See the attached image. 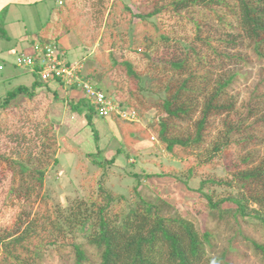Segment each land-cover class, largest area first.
Listing matches in <instances>:
<instances>
[{
  "label": "rangeland",
  "instance_id": "1",
  "mask_svg": "<svg viewBox=\"0 0 264 264\" xmlns=\"http://www.w3.org/2000/svg\"><path fill=\"white\" fill-rule=\"evenodd\" d=\"M1 1L6 3L8 0ZM113 2L115 0H37L33 4L26 2L14 4V0L8 2L10 10V12L8 10V20H10L7 26L8 36L1 38L0 43L7 46L19 35L22 37L13 47L14 51L10 55H6V51L0 52V64L3 67L0 69V231L12 233L13 237L17 234H26L28 237L35 236L40 241L48 242L56 238L55 241L60 244L72 240L86 244L88 238L86 225L77 226L64 222L61 230L55 215L63 218L76 210V205L81 204V214L86 223L94 219L90 214L89 205L95 200L97 185L104 172L105 167L100 164L103 160L109 161L124 143L125 152L129 154L126 162L124 161V164L128 165L127 171L124 173L123 167H120L122 171L119 178L106 180L105 185L109 189L129 196L134 181L129 173L136 171L145 174L140 176L142 183L150 187L152 185L156 191L155 195L170 204L165 208L180 213L199 229L213 231L215 235L213 241L218 255L221 252H230L227 259L231 264H264V253L254 246V243L264 245V230L259 221L246 217L234 222L229 216L219 218L215 212L209 215L207 198L195 191L203 178L232 181L236 171L235 166L238 163L242 164L240 160L246 156L250 158L249 164H256L264 158V123L256 122L258 115L257 118L256 116L246 118L247 121L258 124L253 142L241 143L240 140H235L236 135L232 133L228 137L227 146H223L212 161L199 163L200 159L205 160L201 155L209 154L212 141L204 140L200 144L191 142L181 155L174 156L173 152L167 151L151 132H148L141 141L126 144V135L123 139V135L118 131L120 125L117 126L114 119L101 118L94 112L92 123L98 134L95 142L86 119L87 105L80 101L81 91L79 94L73 86L64 83L57 91H52L49 85L41 83L40 88L36 87L33 91L32 98L25 94L21 95L19 100L9 101L10 104L4 105L7 93L14 90L15 86L23 84L27 88L31 87L35 77L27 69L19 68L14 64L16 56L21 51L30 52L34 38L31 32L37 31L48 21H54L57 18L56 7L59 5L64 10H71L72 18L77 20L79 28L78 35L69 31L59 41L68 51L67 59H80L84 56L88 58L96 52L98 55L104 52L105 59L108 58V53L113 52V55L120 60L130 62L133 76L128 75L126 69H123L125 73L121 74V79L106 73L103 83L100 84L102 89L107 91L105 85L111 86L109 81L113 78L114 83L121 88L123 97L135 95L136 98H140L139 88L150 91L157 90L161 84L163 85L169 78L170 72L164 67L165 62L159 59L170 60L174 55V49L166 50L161 44L151 47L141 44L137 45V49L132 48L130 38L138 28H135V24L139 19H132L131 13H144L147 8L141 4V0H120L116 2L114 8ZM124 2L129 5L130 10L125 8ZM102 7L105 8V13ZM172 23L171 30L165 29L170 36L182 39L193 36L190 24L184 19L175 18L172 19ZM112 27L114 30L110 29ZM113 32L117 33L111 40L110 34ZM236 39L239 50L245 55L246 63L243 68L250 76L247 80L238 82L234 92L240 98L239 103H245L255 88L254 84L264 77V56H257L254 53L249 40L238 37ZM104 64H109V61ZM135 76L137 78H134ZM110 93L113 94L112 90ZM72 98L80 102L76 107L70 108L69 101ZM243 113L246 114V109H243ZM157 115L160 113L151 109L141 118L139 117L137 123L122 122L144 128L146 121L155 120ZM232 117L235 120L240 116ZM45 119L51 121L52 131L56 133L54 147L56 150L53 159L49 156L50 152L42 148L37 135L44 127ZM124 129L128 128L125 126ZM190 129L188 128L187 131ZM175 148L180 149L178 146ZM119 156L122 163L123 153ZM12 158L13 160H10ZM13 161L24 162L29 169L21 173L19 165L13 164ZM191 168L193 176L188 174ZM33 170L44 171V181L41 186L35 182L36 174L33 177ZM153 173L161 175L147 176ZM176 175L188 179V184L175 180ZM24 186L27 188L28 197L23 192L16 191H23ZM229 186L207 185L204 189L207 193L214 190V194H217L232 190L233 188ZM252 205L259 208L256 204ZM85 207L88 209L85 210ZM113 208L123 215L127 205L125 202L115 201ZM259 209L264 212V207ZM78 214L76 211L71 216L77 217ZM16 232L17 234H14ZM55 241L44 245L46 260L43 264H75L70 248L59 251L55 248L58 247ZM10 248L22 255L19 245L13 244ZM84 248L87 259L83 260L82 264H98L99 257L96 250L86 245ZM2 262L5 264L3 260Z\"/></svg>",
  "mask_w": 264,
  "mask_h": 264
},
{
  "label": "trees",
  "instance_id": "2",
  "mask_svg": "<svg viewBox=\"0 0 264 264\" xmlns=\"http://www.w3.org/2000/svg\"><path fill=\"white\" fill-rule=\"evenodd\" d=\"M117 1L120 2L115 0L113 8ZM141 4L147 8L146 12L131 13L132 19H139L135 24V28H138L130 38L131 47L137 49V45L141 44L146 47L161 44L166 50L174 49V55L168 61L159 59L165 62L164 67L170 72L164 86L161 84L157 90L150 91L139 88L140 98L135 95L123 97L121 88L114 83V79L107 77L111 78V86L105 85L109 90L107 92L112 90L113 97L123 105L134 108L140 118L151 109L160 113L155 120L148 119L144 128L134 127L113 117L117 126L120 125L118 131L123 139L126 135V144L141 141L151 132L175 156L181 155L191 142L200 144L204 140L212 141L209 154L201 155L205 160L199 161L206 163L212 161L223 146H227L228 137L232 133L236 135L235 140H240L241 143L253 142L258 121L264 123V77L254 84L255 88L248 101L239 103L240 98L235 95L234 89L238 82L247 80L250 74L243 68L246 63L245 55L239 50L236 37L249 40L254 53L264 56V0H141ZM124 6L127 10L131 9L126 3ZM6 11V7L0 11V38L8 36L5 32ZM56 11L57 18L54 21L46 22L31 34L43 46L52 43L64 50L59 42L62 36L69 31L78 35L79 28L70 9L64 10L59 5ZM102 11L105 13V8ZM175 18L188 22L193 36L187 39L170 36L165 29L173 28L172 19ZM110 29L114 30V27ZM116 33L110 34L111 40ZM107 55L108 58L104 59V52L100 55L98 52L92 53L83 70L84 77L100 88L106 73L109 76L113 74L112 77L118 79L125 73L123 69L130 76L134 74L129 61L120 60L113 52ZM108 61L109 64H104ZM33 75L35 80L31 87L18 86L9 91L4 105L10 104L9 101L19 100L25 94L32 98L35 88L43 84L37 74ZM81 100L87 105L86 119L96 142L98 134L92 123L94 106L85 98ZM79 102L70 103V107H76ZM243 109H246V114ZM233 115L240 117L234 120ZM253 116H256L257 123L246 120ZM125 126L131 130H123ZM188 128L191 129L187 131ZM52 130L53 125L47 119L37 135L42 148L48 150L53 159L56 133ZM123 139L121 137V141ZM122 146H119L109 161L103 160L100 164L105 167L104 172L97 185L95 200L89 205L94 219L86 223L81 214V204L76 205L77 209L63 218L55 215L61 230L64 222L77 226L86 225V244L76 240L60 244L55 241L56 238L48 242L40 241L35 236L18 235L17 232L13 237L12 233L0 231V264H3L2 260L5 264H43L46 260L44 245L52 241L58 243L55 248L59 251L70 248L75 264H82L87 259L85 245L96 250L98 264H231L227 259L230 252L217 254L213 231L199 229L180 213L165 208L170 204L155 195L152 185L150 187L142 183L140 176L145 174L136 171L129 173L134 180L129 196L116 193L105 185L109 178L120 177V167H123L124 173L127 171L128 165L124 161L126 162L129 154L125 152L126 145L123 143ZM176 146L180 149L176 150ZM121 153L122 163L119 156ZM12 163L19 165L21 173L29 169L24 162ZM240 163L242 164L235 166L232 181L203 178L195 191L207 198L209 215L215 212L219 218L229 216L234 222H238L239 218L251 217L258 220L264 230V212L259 209L264 207V158L256 164H249L250 158L246 156ZM192 172L191 168L188 174L191 175ZM32 174L33 177L36 174L34 180L41 186L44 171L37 170ZM159 175L161 174H147L151 177ZM175 180L188 184V179L181 176H177ZM221 184L226 187L230 185L233 189L217 194H214V190L207 193L204 189L207 185ZM22 187L23 185L20 186ZM26 190L24 186L23 191H16L23 192L28 197ZM115 201L126 203L127 210L123 215L114 210ZM76 211L78 216H71ZM13 244L20 246L22 255L10 248ZM254 246L264 253V245L254 243Z\"/></svg>",
  "mask_w": 264,
  "mask_h": 264
},
{
  "label": "built area",
  "instance_id": "3",
  "mask_svg": "<svg viewBox=\"0 0 264 264\" xmlns=\"http://www.w3.org/2000/svg\"><path fill=\"white\" fill-rule=\"evenodd\" d=\"M85 61V56L67 61L65 52L56 45L50 43L43 46L35 40L30 52L21 51L17 54L14 64L37 74L42 82L58 81L79 88L100 117H117L123 121L139 122L134 108L120 104L83 77Z\"/></svg>",
  "mask_w": 264,
  "mask_h": 264
},
{
  "label": "crops",
  "instance_id": "4",
  "mask_svg": "<svg viewBox=\"0 0 264 264\" xmlns=\"http://www.w3.org/2000/svg\"><path fill=\"white\" fill-rule=\"evenodd\" d=\"M35 1H37V0H14V4H21V3H28V4H33ZM4 2V1H3ZM1 0H0V10L1 9H3L4 7H6L7 8V11H6V15H5V32L7 33V35H8V30H7V26H8V24H9V22H10V20H8V14H9V12H10V10H9V5H8V2H9V0L6 2V3H3ZM8 10H9V12H8ZM22 12V11H21ZM21 17H22V13H21ZM20 17V18H21ZM23 18V17H22ZM17 23V22H16ZM22 37V35H19L16 39H14V41H13V43H11V44H9V45H7V46H5L4 44H2V43H0V52H2V51H6L5 53H6V55H10L13 51H14V49H13V47L15 46V45H17V43H18V41H19V39ZM1 39V38H0ZM62 39V38H61ZM60 39V40H61ZM61 44V43H60ZM61 46H63L62 44H61ZM82 47V46H81ZM64 48V47H63ZM84 49H87V48H85L84 47ZM2 50V51H1ZM65 50H66V59H67V53H68V51H67V49L65 48ZM5 55V56H6ZM67 60H69V59H67ZM74 60H77V59H71V60H69V61H74ZM10 77H12V76H10ZM16 77V76H15ZM18 79V78H17ZM35 80V79H34ZM34 80H33V83H34ZM32 83V84H33ZM52 84H49V88L50 89H52V91H57V89L59 88L60 89V87H61V85H59L57 82L55 83V82H51ZM54 83V84H53ZM18 86H24L23 84H21V85H18ZM17 86V87H18ZM15 88H16V86H15ZM38 89L40 88V86H38L37 87ZM72 91V90H71ZM76 92H80V90H78V91H76ZM81 93V94H80ZM79 94L81 95V99H83V97H84V94H82V92H80ZM70 95H73V94H70ZM70 103H75V102H78V101H74L73 100V98L72 99H70V101H69ZM71 108V107H70ZM111 119V118H110Z\"/></svg>",
  "mask_w": 264,
  "mask_h": 264
},
{
  "label": "clouds",
  "instance_id": "5",
  "mask_svg": "<svg viewBox=\"0 0 264 264\" xmlns=\"http://www.w3.org/2000/svg\"><path fill=\"white\" fill-rule=\"evenodd\" d=\"M62 3V2H61ZM61 3H59V4H61ZM34 35V34H33ZM36 40V38H35V35H34V38H33V42ZM64 52H65V59H66V50L64 49L63 50ZM67 60V59H66ZM78 60V59H77ZM67 61H69V60H67ZM86 61H87V57H86ZM86 61H85V64H86ZM1 65V64H0ZM2 66V65H1ZM84 67H85V65H84ZM3 68V67H2ZM2 68H0V69H2ZM20 68V67H19ZM83 70H84V68H83ZM83 70H82V75H83ZM28 71V70H27ZM30 72V71H29ZM30 73H32L33 74V72H30ZM83 77H84V75H83ZM85 78V77H84ZM85 79H87V78H85ZM41 81V80H40ZM90 81V80H89ZM42 82V81H41ZM51 82H57L59 85H61V84H63L62 82H58V81H50V82H42L43 84H46V85H49ZM96 87H98L96 84H94ZM73 86V88H74V90H80L79 88H76L74 85H72ZM99 89H101V90H103V91H105L110 97H112V98H114L116 101H118L120 104H122L121 102H120V100H118L117 98H115V97H113V95L112 94H110L109 92H107L105 89H102V87L100 88V87H98ZM81 91V90H80ZM82 92V91H81ZM82 94H84L83 92H82ZM83 98H85V99H87L86 97H85V95H84V97ZM89 102V101H88ZM90 103V102H89ZM125 106H127V105H125ZM94 112H95V110H94ZM137 112V111H136ZM100 117V116H99ZM139 117V116H138ZM101 118H113V117H101ZM123 121V120H122ZM141 121V120H140ZM125 122H129V121H125ZM132 123H137V122H132ZM152 138H154V137H152Z\"/></svg>",
  "mask_w": 264,
  "mask_h": 264
}]
</instances>
